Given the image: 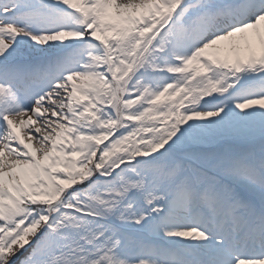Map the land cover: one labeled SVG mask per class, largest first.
I'll list each match as a JSON object with an SVG mask.
<instances>
[{
    "label": "snow or ice",
    "instance_id": "snow-or-ice-1",
    "mask_svg": "<svg viewBox=\"0 0 264 264\" xmlns=\"http://www.w3.org/2000/svg\"><path fill=\"white\" fill-rule=\"evenodd\" d=\"M0 264H264V0H0Z\"/></svg>",
    "mask_w": 264,
    "mask_h": 264
}]
</instances>
